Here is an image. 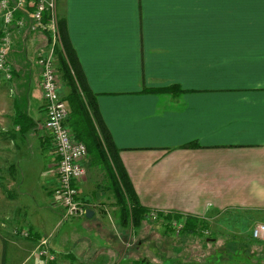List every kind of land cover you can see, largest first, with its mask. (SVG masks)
Listing matches in <instances>:
<instances>
[{
    "label": "crops",
    "instance_id": "1",
    "mask_svg": "<svg viewBox=\"0 0 264 264\" xmlns=\"http://www.w3.org/2000/svg\"><path fill=\"white\" fill-rule=\"evenodd\" d=\"M56 13L94 96L95 120L119 150L140 203L150 212L196 217L202 226L193 234L244 242L258 261L239 264H264V248L252 243H264L252 235L264 222V0H57ZM11 37L10 77L0 72V264H13L8 248L41 264V238L59 256L54 264L65 256L98 261L108 252L97 251L101 232L79 236L83 224L71 238L58 237L59 220L48 207L57 159L44 127L37 53L49 35L15 27ZM61 89L65 99L69 87L63 82ZM65 124L73 131L68 114ZM84 165L78 198L92 214L71 224L108 210L120 215L111 164L95 157ZM16 227L29 237L16 236ZM130 254L121 258L170 264ZM194 258L174 264H215L204 253Z\"/></svg>",
    "mask_w": 264,
    "mask_h": 264
},
{
    "label": "built area",
    "instance_id": "2",
    "mask_svg": "<svg viewBox=\"0 0 264 264\" xmlns=\"http://www.w3.org/2000/svg\"><path fill=\"white\" fill-rule=\"evenodd\" d=\"M18 12L29 13L31 20L16 17ZM0 16V72L7 78L11 74L7 57L12 45V29L28 25L32 30L46 31L49 35L48 46L37 54V63L41 67V87L46 111L44 127L51 137L53 154L57 159L52 196L61 204L65 219L84 216L88 206L78 198V183L86 173L83 160L88 156V150L85 143L65 124L68 106L60 94L56 72L55 47L60 44L56 0H0ZM156 216V211L150 212L152 219H156ZM173 225L178 232L181 224L174 221ZM22 232L25 237L28 236L27 229ZM252 235L264 241V222L254 225ZM35 250L44 264H54L56 261L57 255L49 248L46 239L41 240Z\"/></svg>",
    "mask_w": 264,
    "mask_h": 264
},
{
    "label": "rangeland",
    "instance_id": "3",
    "mask_svg": "<svg viewBox=\"0 0 264 264\" xmlns=\"http://www.w3.org/2000/svg\"><path fill=\"white\" fill-rule=\"evenodd\" d=\"M18 13H21L23 15L26 14L27 12H18ZM16 17H22V16L16 15ZM56 17H57V13H56ZM23 18L26 19L25 17ZM23 27H28L29 30L35 31L29 28L28 25H25ZM56 72L59 77V83H60L59 91L62 95L63 90L61 89V86L63 85L64 81L62 80L61 74L58 71V69ZM86 159H90L92 161L94 160V157L90 153H88V156L83 160V164ZM100 171L101 173L108 174L107 168L105 169L102 167ZM101 179H103L102 174H101ZM48 207L52 211H54L53 213H56L59 220L57 226L55 227L56 236L64 238L67 235L71 238L70 233L75 226L79 225V227H83L82 226L83 224H87L86 227L84 228H86L89 231L87 230L84 231L82 229L78 232L77 230V234H79V236L89 237V235H92V232L94 234L95 232H97V234L99 235L101 232L103 236V242H102L103 247L102 246L98 247L97 251L99 250L100 252H103L105 250H108V252L106 251L105 253L100 254V256L98 257V261L92 259V256H89L87 258H78L77 261L75 259H71L70 257L65 256L63 257L64 264H67L66 262H68V264H72L73 260H75L74 262H76V264H104L105 262H110L109 264H119V262L121 264H126L128 261H131L132 264H139L137 261L139 259H137L136 262L133 261V257H131L130 259L121 258L123 254L126 257L129 256L130 253H131L130 255L135 257L150 256L148 257V261H147L150 263L152 261L158 262L163 260L167 263L174 264L175 261L181 262L190 258L194 260L195 259L194 257H199L203 253H204V257H206L204 260L206 261L211 260L215 264H224L225 261H227V263L232 264V260L235 261L234 264H239L241 262L243 263L247 261L250 257L254 258V262L258 261V259L255 258L254 255L249 256L246 253L248 252V249L247 247H245L246 244L244 242H239V241L234 242L231 240V237L229 236H222L221 238L218 235H214L213 237L217 238V240L214 242H208L207 237L199 233L188 234V233L180 232L179 234H176L175 231L174 232L169 231L165 233L164 232L165 225L164 226L161 225V223L163 222L161 221V219L144 218L141 220V222L138 225L132 224L131 222L123 224L121 215L119 214L118 216L114 215L112 210L104 211L105 216L101 217L99 215L97 216L95 215L93 218H84L83 219L84 223L71 224V221H69L71 218L68 219L64 218L61 204L57 202V200L52 195H51V205H49ZM117 213H121L120 206L117 207L116 214ZM93 229H98L99 231L97 230L93 231ZM24 230H26V228L17 229L16 227V233L15 231H13V233L16 236H19L20 239H22V237L23 238L25 237L22 232ZM187 235H191V237L194 236L196 237V239L198 238L195 241H197L199 246L197 243L194 242V240L185 241L183 237ZM41 240H45V239L41 238L39 242ZM137 241H140L143 244V248L140 250L136 246ZM46 242L49 248L51 249L49 245V241L47 239ZM252 243L256 244L260 249L264 248L263 242L252 241ZM13 252L14 250L12 248L7 249L8 257L12 255L15 256V257L12 256V258L14 257V261H12L11 259L13 264L16 263L27 264L26 257L30 253L26 252V250L18 251L16 252V254H14ZM111 253H117L115 258H113L112 260L110 259ZM34 255L36 256V254ZM56 259H59L58 255ZM43 262L44 261H41V264H43ZM58 263H60V260H58L57 264ZM193 264H197V263H193Z\"/></svg>",
    "mask_w": 264,
    "mask_h": 264
},
{
    "label": "trees",
    "instance_id": "4",
    "mask_svg": "<svg viewBox=\"0 0 264 264\" xmlns=\"http://www.w3.org/2000/svg\"><path fill=\"white\" fill-rule=\"evenodd\" d=\"M57 28L60 46L55 47L56 69L69 87V93L64 99L68 105V122L76 137L85 143L88 153L94 158H103L111 164L113 191L120 206L122 223L131 222L138 225L142 219L151 218L150 210L140 203L120 160L119 150L114 145L108 130L101 122L97 123L95 120L97 106L94 96L85 84L76 55L67 41L59 19ZM154 91H171V89H155ZM186 146L194 147L196 144L189 143ZM156 219H161L165 223L166 232L175 231L174 221L181 224L178 233L193 234L202 226L196 217L183 216L176 212H157ZM27 237H29V233Z\"/></svg>",
    "mask_w": 264,
    "mask_h": 264
},
{
    "label": "water",
    "instance_id": "5",
    "mask_svg": "<svg viewBox=\"0 0 264 264\" xmlns=\"http://www.w3.org/2000/svg\"><path fill=\"white\" fill-rule=\"evenodd\" d=\"M91 214H92V210L88 208L86 210V216H90Z\"/></svg>",
    "mask_w": 264,
    "mask_h": 264
}]
</instances>
